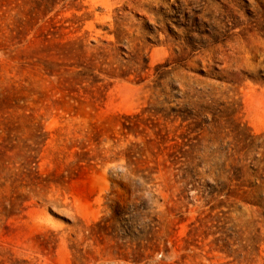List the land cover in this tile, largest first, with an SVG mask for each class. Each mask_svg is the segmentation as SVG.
Here are the masks:
<instances>
[{
  "label": "rangeland",
  "instance_id": "1",
  "mask_svg": "<svg viewBox=\"0 0 264 264\" xmlns=\"http://www.w3.org/2000/svg\"><path fill=\"white\" fill-rule=\"evenodd\" d=\"M41 4L0 23V264H264L230 180L264 176V0Z\"/></svg>",
  "mask_w": 264,
  "mask_h": 264
},
{
  "label": "trees",
  "instance_id": "2",
  "mask_svg": "<svg viewBox=\"0 0 264 264\" xmlns=\"http://www.w3.org/2000/svg\"><path fill=\"white\" fill-rule=\"evenodd\" d=\"M50 3L52 5L57 0H0V23H5L6 21H11V23L6 24L7 27H12L9 30L10 35H12V40H17L20 42L28 35L26 31L27 27L31 25L32 28V18L33 12L41 13L43 17L47 16L53 9L43 8L40 10L41 2ZM64 1V0H61ZM21 5H35V8L29 10L28 19L22 20L20 17V7ZM27 18V17H26ZM258 170H253L254 173L248 174L246 171L240 168L231 169L232 176L231 181L237 183L235 185L238 190H243V201L251 206H256L259 208H264V176L259 174L256 175ZM30 172V170H28ZM253 179L251 181L250 179Z\"/></svg>",
  "mask_w": 264,
  "mask_h": 264
}]
</instances>
